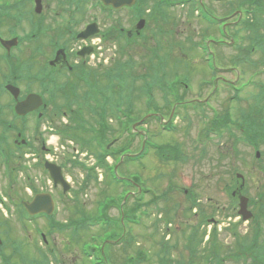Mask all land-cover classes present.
<instances>
[{
	"label": "rangeland",
	"instance_id": "obj_1",
	"mask_svg": "<svg viewBox=\"0 0 264 264\" xmlns=\"http://www.w3.org/2000/svg\"><path fill=\"white\" fill-rule=\"evenodd\" d=\"M195 2L202 3L212 15H216L215 13L220 14V16L224 14L225 17L229 12L226 10L225 5L222 9L220 2L193 0V4ZM147 4L151 7L147 9L152 14L151 17L154 20L152 22L148 20V30L145 32L146 37L143 41L138 40L137 44L147 42L146 44L149 48L147 58H151L153 53L156 52L158 57L168 59L165 66L167 72L171 75L179 74L180 76L177 81L182 82L184 80L187 84L185 98L193 99L197 98L196 96L198 95L202 101L207 99L208 105L199 108L202 110L201 113L178 114L172 122V130L165 131L162 130V124L168 123V117H170L172 112H175V115H177V103L174 100L178 95H181V88H175V93L172 91L165 94H169L168 96L162 95L160 97L159 93H155L154 97L158 103V112L151 109L149 111L163 115V120L157 122L156 119L151 118L142 127L143 130L149 131V138H151L152 143L159 146L162 152L157 148L150 149L139 164H130L125 167L123 166L124 163H121L117 166V169L120 175L125 178H129L130 174H137L142 178V182L145 183V188L149 192L142 195L140 203L154 200L148 206H142L141 211L146 212V215L145 213L142 214L143 212L137 213L139 225L129 224L130 230H132V234L135 236L137 242L129 248L130 254H133L136 249L141 248L145 260L138 264H180V260L182 261L180 252L182 253L183 246L187 245L190 241L195 245L196 240L191 237L196 234V239H198L203 234V230L198 228L200 217L197 215L193 216L188 211L191 201L186 196L196 198L198 205L206 208V212L209 214L213 211L215 215L214 219L218 220L219 223L225 224L228 222V219H225V214L232 212L234 208L237 212L238 202L235 199L234 202L231 200L230 194L225 192L224 186L229 184L228 186L239 188L241 182L235 176L237 173L241 174L246 183V194L244 195L249 199L257 200V187L261 188V185H264V142L259 145V152L262 154L260 161L254 158L255 150L253 147L245 145L242 141L234 146L235 149L228 145L231 139L229 135L234 134L238 138L240 137L238 127L242 124V115L248 114L249 110L256 112L255 107H253L255 100L260 97L263 101L262 106H264V94H259V87H264V65H261L264 62V48L249 49L252 45L251 40L254 37H259L264 46V14H255L253 16L255 21L258 19L262 20L260 27L254 31L250 28L243 29V25L228 30L232 36L236 30L238 31V34L234 35L235 39H233L235 46H230L227 49L225 47H213L214 58L215 60L217 59L216 63L218 67L222 68L223 63L226 67L234 69L229 71V74L225 76L229 77L231 81H234L238 77V81L234 84L237 91L232 90V88L229 90L218 88L213 93L214 77L207 79L209 73L205 62L201 60L202 57L199 56L198 51L194 52L188 49L191 44L190 40H200L202 33L206 32L207 24L202 22L196 16V13L188 15L189 4H178L176 7H168L167 14L162 12L164 6L159 5L157 0H148ZM241 16L243 17L242 22L251 18L244 16V14ZM117 21H123V14L117 16ZM231 22H234V20ZM59 25L61 26L60 23ZM160 29L164 32V36L155 33L156 30ZM160 41L166 42L167 45L164 48L157 49ZM113 43L116 47L115 40ZM124 44V42H121L120 45L124 47ZM207 44L210 45V42ZM211 47L210 45V49ZM117 49L118 47H116V51ZM141 49L139 45H135L131 53L135 62L142 65L146 58L140 57L139 52L142 51ZM246 50H249V54ZM103 55L104 59L110 60L114 57V49H104ZM204 57H206L205 54ZM239 61H242L239 66L230 65L232 62L239 63ZM251 64L258 66L251 68ZM148 66L149 64L138 67L146 68ZM171 75H168L169 78ZM217 75L220 76L222 73ZM240 83L242 84L240 85ZM193 91L196 93L193 94ZM142 102L147 106L148 102L143 100L134 102L132 118H135L136 122L147 113L145 107L141 104ZM218 115H228L229 124L226 127L227 132L223 133V137H218L215 133L208 134L206 137V129L210 127L211 121L218 120L213 119ZM185 119H188V121ZM57 123L60 124L63 121L59 119ZM112 125L116 126L114 122ZM45 126L47 127L46 123ZM161 131L164 132L161 134ZM30 137L26 132V138L31 139ZM140 142V137H134L131 140L130 150L135 153L139 148ZM166 144L178 146L182 151L184 159L177 160L178 162L174 160L172 158L173 155L167 152V148H165ZM171 146L170 148H172ZM3 172L0 166V190L5 185ZM232 173L234 174L233 176L231 175ZM72 174L71 180L74 177V182L72 181L73 188L77 189L78 186L76 187V185L78 182L80 183L83 174L79 169H75ZM101 179L102 185L92 186L86 192L79 195L77 201L72 200V203L69 202L72 196L71 192L60 197L59 191L56 190L57 192L54 194L58 201L56 200L55 219L53 220L54 228L52 231H47L45 219L37 220L36 226H29V229L32 231L37 228L45 234L47 246L44 245L39 232L28 235L26 232L27 226L25 227L26 229L22 227L21 221L18 218L16 219L11 216L4 218L9 225L7 226L6 233L9 234L11 232L10 239L22 244L24 261L19 264H37V262L44 258H47L48 264H91V258H85L83 255L84 251L82 250L84 244L87 242L91 243V237L95 238L96 241L93 244L97 245L95 246L96 252L92 251L94 258L97 257L99 260L100 256L103 255L104 258L101 261L104 263L106 260L109 263H123L125 251L119 242L121 238L119 240H112L114 236L121 235L120 232H112L115 230V227L108 226L107 228L105 226V228L100 229L101 232L103 231V234H98L97 230H91L93 234L90 233L89 235V233H85L88 235L86 238L79 237L81 232L77 233L78 229L74 236L71 235V230L75 226L74 221H80L81 219L78 211H85L86 216H96L97 203L99 201L106 198L114 201L119 199L117 196L120 192L113 187H109L114 184H109L108 180L106 181V179H110L106 171H103V174H101ZM170 187L172 190L163 196L164 191L166 192ZM47 188L51 189V185L48 184ZM102 190L105 191L104 196H108L101 198L100 194ZM130 191L134 190L130 189ZM131 202L129 203V207H133ZM259 203L264 204V199ZM111 206L109 204L105 214L110 219H118V208ZM248 209L255 216H258V222L263 230L264 222L259 215L261 213L264 214V210H261L260 205L256 207L253 204ZM166 223H170L171 229L168 230L165 227ZM246 225V222H244L240 226L239 232L243 240L246 229H249L246 228ZM202 228H205V225ZM171 231L174 239L169 242L168 247L162 250L161 244H165L167 239L165 235ZM251 234L252 231H250V236ZM219 238L224 242V251L238 246L236 240L234 241L229 234L223 233V231L220 232ZM10 245V242H7L4 248V252L7 254L5 258H9V262L6 264H18L19 257L11 252ZM257 245H264L263 233L260 234ZM163 257L165 258L164 260H162ZM95 260L100 264L96 258ZM0 264L3 263L0 262Z\"/></svg>",
	"mask_w": 264,
	"mask_h": 264
},
{
	"label": "flooded vegetation",
	"instance_id": "obj_2",
	"mask_svg": "<svg viewBox=\"0 0 264 264\" xmlns=\"http://www.w3.org/2000/svg\"><path fill=\"white\" fill-rule=\"evenodd\" d=\"M7 1L10 2L12 0ZM55 1L58 2L59 0ZM45 8L46 7L43 6V9H41L39 13L40 17H45L44 19L46 20V23L49 25V27H52V19L50 18V15L52 14L53 9L55 7L52 9L51 12L47 13H44ZM35 10H37V8H35ZM17 14L18 13L14 11L13 18L11 19L8 10H4L3 15L0 16V80L2 79V76L6 77L7 67L13 66L10 67V70L14 72L15 68L21 64L23 50L19 38L21 37L22 29ZM11 23H13V28ZM84 26L85 22L82 21L79 25L80 29L78 31H80L81 28ZM15 38L19 39V43L16 46L11 47L3 44V42H8ZM79 44L80 43L75 40V37H72V32L69 31V29L67 30V35L63 36L61 42L56 45L50 44L45 36L41 35L40 33H37L34 37V40H31L30 44V56L32 57V71L40 74H48L49 77L59 79L69 74V71L71 70V63H73L74 65H79L81 63L83 66L95 67L96 65L93 64L91 61H88L86 58V53L88 51L94 52L95 48L93 46H86V42H84L80 46ZM14 79L15 76L13 77V80H10L8 83H5V78L2 80L0 95L7 94V84L18 86V83ZM18 88L20 90L18 101H21L23 92L20 87ZM8 97L12 101L8 105V107H6V104L0 102V105L3 108V115H5V108L9 109V111H11L10 109H12V113H14L13 110L15 106V101L11 95H8ZM41 97L45 98L43 96Z\"/></svg>",
	"mask_w": 264,
	"mask_h": 264
},
{
	"label": "trees",
	"instance_id": "obj_3",
	"mask_svg": "<svg viewBox=\"0 0 264 264\" xmlns=\"http://www.w3.org/2000/svg\"><path fill=\"white\" fill-rule=\"evenodd\" d=\"M125 75L118 73L117 76V88H118V95H122V90L125 91H133L134 93L137 91V86L132 83L131 85H125ZM108 89V85L103 88L100 92L103 95L106 94V90ZM135 96V95H134ZM129 97V96H128ZM134 98V97H133ZM255 128H251L247 130L249 134L255 135ZM213 237L207 243L205 248H200V257L203 260L198 261L197 264H222L224 260H228L234 264H237L239 260H243V264H264V245H257L260 239V232L256 228L255 232L252 234V237L247 241H241V245L236 246L234 249H225L224 244L221 241L216 239V231L213 232ZM203 241V234L198 237L196 241V246L200 247ZM222 246V247H220ZM95 250L94 248L91 251ZM224 251V252H223ZM127 256V255H126ZM124 256L125 261L122 263L124 264L130 262V257L126 259ZM225 256V257H224ZM206 260V261H205ZM118 264V263H117Z\"/></svg>",
	"mask_w": 264,
	"mask_h": 264
},
{
	"label": "water",
	"instance_id": "obj_4",
	"mask_svg": "<svg viewBox=\"0 0 264 264\" xmlns=\"http://www.w3.org/2000/svg\"><path fill=\"white\" fill-rule=\"evenodd\" d=\"M102 2L105 5H112L114 7H119L120 5H123L125 2H129V1L128 0H102ZM50 171H51V175L54 181L58 182L59 181L58 176L55 175L52 170ZM27 207L29 209H32L33 211H42V212L49 213L52 208V205L47 196H38L36 197L34 202L30 204L29 206H26V208ZM245 208H246L245 204H242V210H245Z\"/></svg>",
	"mask_w": 264,
	"mask_h": 264
}]
</instances>
